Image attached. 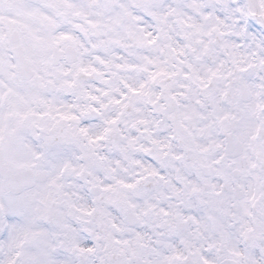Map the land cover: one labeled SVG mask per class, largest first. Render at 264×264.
Returning <instances> with one entry per match:
<instances>
[{"label":"snow or ice","instance_id":"6c2138e0","mask_svg":"<svg viewBox=\"0 0 264 264\" xmlns=\"http://www.w3.org/2000/svg\"><path fill=\"white\" fill-rule=\"evenodd\" d=\"M0 264H264V0H0Z\"/></svg>","mask_w":264,"mask_h":264}]
</instances>
